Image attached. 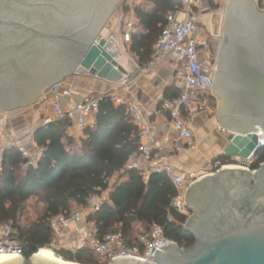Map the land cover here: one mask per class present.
Here are the masks:
<instances>
[{"label":"water","instance_id":"95a60500","mask_svg":"<svg viewBox=\"0 0 264 264\" xmlns=\"http://www.w3.org/2000/svg\"><path fill=\"white\" fill-rule=\"evenodd\" d=\"M120 1L0 0V114L32 105L75 73L121 81L117 39L98 37ZM237 21L241 26H233ZM238 29L246 34L236 46L247 51L249 80L230 85L222 71L213 91L229 132L226 152L246 158L264 149L257 134L264 132V9L257 1L230 0L224 35ZM186 201L195 210L184 223L192 246L168 243L152 261L121 257L109 264H264V160L255 170L219 167L191 184ZM35 254L0 264H59Z\"/></svg>","mask_w":264,"mask_h":264},{"label":"trees","instance_id":"16d2710c","mask_svg":"<svg viewBox=\"0 0 264 264\" xmlns=\"http://www.w3.org/2000/svg\"><path fill=\"white\" fill-rule=\"evenodd\" d=\"M179 6L178 0H142L136 6L137 25L130 35V49L142 65L150 59L168 13ZM259 6H263L261 2ZM128 10L125 7L124 11ZM65 124L55 121L35 129L34 141L43 148L35 166H26L27 159L16 148H7L0 156V225L14 222L12 238L22 245L25 258L48 248L68 261L108 264L105 256L86 247L74 251L54 246L51 228L53 217L84 208L92 196L105 192L106 201L87 216L88 221L95 223L100 238L121 232L127 245L143 250L135 227L141 223L145 234L156 224L180 247L194 244L195 237L184 228L188 216L172 207L177 193L173 182L164 174L151 173L145 179L138 171L126 169L141 141L138 127L128 118L125 103L102 100L94 124L88 126L79 145L69 136ZM228 159L225 156L223 162ZM263 160L264 149L256 154L253 168H258ZM115 175L121 180L112 183ZM32 197L40 198L44 211L28 227H22L20 220ZM96 256L103 257L105 262Z\"/></svg>","mask_w":264,"mask_h":264},{"label":"built area","instance_id":"2783aa9c","mask_svg":"<svg viewBox=\"0 0 264 264\" xmlns=\"http://www.w3.org/2000/svg\"><path fill=\"white\" fill-rule=\"evenodd\" d=\"M180 6L167 15L166 23L153 46L151 57L146 63V68H152L166 56L173 55L179 62L176 71L177 86L180 93L177 97L163 102V109L168 114L167 125L175 130L177 137L172 141L166 133L161 137L154 134L153 124L147 120L144 109L135 102L126 104L128 118L138 127L141 145L139 151L132 154L126 164V169H134L145 179L151 173L164 174L176 187L177 193L172 200V207L179 213L188 216L190 206L186 201V193L195 181L199 179L198 172L187 174L178 173L174 168L164 165L156 156L164 154L167 150L176 154L183 149V142L191 140L192 131L190 119L200 113L211 111V96L213 91L214 74L210 66L211 51L209 49L208 32L197 9L205 0H178ZM264 9V0H260ZM126 38L129 39L135 24L127 23ZM201 56L208 58L205 64ZM123 86L127 84L122 80ZM65 98V101L63 99ZM110 98L115 103H124L117 94H90L82 99L72 96L70 85L66 79L55 83L37 101L41 113V125L47 126L55 121L66 122L65 128H72L80 137H86V130L91 124V119L98 112L102 100ZM260 142L264 143V132H257ZM146 140L147 143H142ZM7 148L18 149L27 159L26 166H35L38 157L26 148L18 138L10 119L0 114V156ZM256 154L248 157H231L230 166L255 170L253 165ZM150 163L152 167H148ZM106 201V194L94 195L89 199L88 206L76 209L70 214H60L51 219L53 231V245L58 246L72 224H84L83 240L85 247L96 254L105 256L108 264L117 258L131 257L138 260L152 261L159 247L168 243L177 244L165 236L163 227L154 224L149 234L138 235L143 250L140 247L127 245L121 232H116L100 238L95 223L87 220L90 212L99 208ZM172 220L169 214L168 221ZM14 222L8 221L0 225V256L24 257L22 245L12 238ZM76 250V249H72Z\"/></svg>","mask_w":264,"mask_h":264},{"label":"crops","instance_id":"0c3cea01","mask_svg":"<svg viewBox=\"0 0 264 264\" xmlns=\"http://www.w3.org/2000/svg\"><path fill=\"white\" fill-rule=\"evenodd\" d=\"M128 1L130 2L128 13L115 15L112 27L105 29L103 34L107 38L114 36L117 39L121 50L118 61L126 71L122 78L127 81L126 86H123L122 80L112 83L89 73H75L66 79V83L70 85L72 96L75 99H82L90 94H117L124 103L135 102L141 105L147 120L154 126V134L161 137L168 133L173 141L177 137V133L167 125L168 114L163 109V102L177 97L180 93L176 78L179 62L173 55H168L152 68H146V64L142 65L139 56L130 49V38H126L128 22L135 24L131 33L136 31L137 18L134 10L142 3V0ZM255 1L260 3V0ZM229 2L230 0H205L196 10L206 29L215 34L216 43H219L224 37ZM213 98L212 91L211 100ZM7 115L22 144L39 159L43 148L39 147L33 138L35 129L41 125V113L38 107L32 108L29 112L23 110L17 114L10 112ZM94 122L95 116L91 119L90 125H93ZM190 128L192 138L183 142L182 150L176 154L167 150L156 158L162 157L160 158L162 163L171 166L178 173L198 172L199 179L215 172L223 165H229V160L233 157L226 152L229 146L227 138L229 132L225 130L219 117L214 115L212 110L197 114L190 119ZM66 131L69 136L74 138L75 144L81 143L79 135L72 128ZM142 143H147V141L143 140ZM225 156H229V159L223 162ZM146 164L148 167H152L150 163ZM117 180H121L119 175H115L111 182L115 183ZM105 194L107 193L105 192ZM42 209L44 210V203H42ZM135 227L136 235L144 233L141 223H137ZM83 230L84 224H72L61 240L63 246L67 249L85 247L82 237Z\"/></svg>","mask_w":264,"mask_h":264},{"label":"flooded vegetation","instance_id":"af4514ba","mask_svg":"<svg viewBox=\"0 0 264 264\" xmlns=\"http://www.w3.org/2000/svg\"><path fill=\"white\" fill-rule=\"evenodd\" d=\"M241 24L242 21H237L233 26H241ZM230 30L224 35L219 43H216L215 34L207 29L209 49L211 51V57L209 59L210 66L215 78L223 71V73H226V80L230 85L232 82L242 84V81L244 82L249 80L244 71L246 61L243 58L247 51L244 46L236 45L241 41V39L245 38L246 34L241 31V29L240 31L239 29L232 31ZM201 59L205 64L209 62L206 56H201ZM214 88L215 81L213 89ZM194 211V208H190L191 213H189L188 217L191 216Z\"/></svg>","mask_w":264,"mask_h":264},{"label":"rangeland","instance_id":"374dc122","mask_svg":"<svg viewBox=\"0 0 264 264\" xmlns=\"http://www.w3.org/2000/svg\"><path fill=\"white\" fill-rule=\"evenodd\" d=\"M129 4H130V2L128 0H121L119 2V4L115 8V10L111 14V16L109 17L108 21L104 25L103 29L99 33L98 37L101 36L102 34H104V32H105L104 30L105 29L112 27L111 25H112V23H113V21L115 19L114 18L115 15H119L120 13H124V14L125 13H128V11L125 12L124 10H125V7H128L129 6ZM128 9L130 10V7H128ZM213 95H214V98L211 100L212 101L211 102V110H212V112H213L214 115L218 116V111L220 109V98H219L218 95H216L214 93V91H213ZM38 98H37L36 102H33L32 105L24 106V107L23 106L22 107H18V108H15L11 112L14 113V114H17V112L23 111V110H27V112H29L32 108L37 107L36 104H37ZM2 115L8 116L7 113H2ZM42 203L43 202L38 197H32V198H30L28 200V202L25 205L23 214H22L23 217L20 220V224H21L22 227H28L34 220H36L39 216H41V214L44 211L42 209ZM80 209H83V208H80ZM62 239L58 240V246H56V247H64L65 248V246H63V244L61 243V240ZM84 244H85V242H84ZM96 258H98L99 261H101V262H105V259L103 257H101V256H96Z\"/></svg>","mask_w":264,"mask_h":264},{"label":"bare ground","instance_id":"6f19581e","mask_svg":"<svg viewBox=\"0 0 264 264\" xmlns=\"http://www.w3.org/2000/svg\"><path fill=\"white\" fill-rule=\"evenodd\" d=\"M35 257H41L59 264H74L72 262H67L65 260H62V258L56 256V254L52 251V249H48V248H41L36 254ZM15 258H19V257H15V256H6V257H2L0 256V263L7 261V260H11V259H15Z\"/></svg>","mask_w":264,"mask_h":264}]
</instances>
